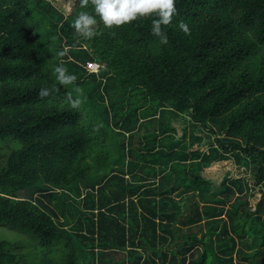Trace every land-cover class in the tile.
<instances>
[{"label": "trees", "instance_id": "1", "mask_svg": "<svg viewBox=\"0 0 264 264\" xmlns=\"http://www.w3.org/2000/svg\"><path fill=\"white\" fill-rule=\"evenodd\" d=\"M65 1L0 0V264H264V0H176L167 44Z\"/></svg>", "mask_w": 264, "mask_h": 264}, {"label": "clouds", "instance_id": "2", "mask_svg": "<svg viewBox=\"0 0 264 264\" xmlns=\"http://www.w3.org/2000/svg\"><path fill=\"white\" fill-rule=\"evenodd\" d=\"M175 5L176 0H79L81 11L75 17L72 26L79 36L90 40L97 35L95 30L97 17L108 29L119 28L141 18H149L152 35L158 37L161 44H167L168 38L163 26L172 23L176 15ZM90 6L91 12L87 10ZM178 26L186 35L190 34L186 23L181 21ZM59 54L62 56L64 53ZM54 71L59 85L71 86L72 91L77 94L71 103L73 108H78L82 103L80 98L82 89L74 85L76 76L70 74L64 66H57ZM38 95L45 98L50 92L47 88H41Z\"/></svg>", "mask_w": 264, "mask_h": 264}, {"label": "rangeland", "instance_id": "3", "mask_svg": "<svg viewBox=\"0 0 264 264\" xmlns=\"http://www.w3.org/2000/svg\"><path fill=\"white\" fill-rule=\"evenodd\" d=\"M53 5H55L56 7H58L61 11H71L72 8L74 7L73 2H67L65 0H51ZM214 170H218L219 166H215L212 168ZM216 172V171H215ZM260 198V194L257 195V200L255 199L254 196H250V207H254L255 208V204L259 201Z\"/></svg>", "mask_w": 264, "mask_h": 264}, {"label": "built area", "instance_id": "4", "mask_svg": "<svg viewBox=\"0 0 264 264\" xmlns=\"http://www.w3.org/2000/svg\"><path fill=\"white\" fill-rule=\"evenodd\" d=\"M87 69L90 71V72H94V73H97L100 69V65L96 62H88L87 63Z\"/></svg>", "mask_w": 264, "mask_h": 264}]
</instances>
